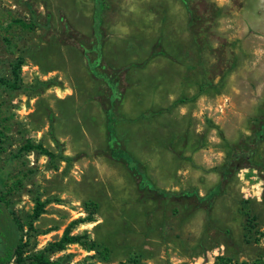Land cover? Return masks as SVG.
<instances>
[{"label": "rangeland", "instance_id": "1", "mask_svg": "<svg viewBox=\"0 0 264 264\" xmlns=\"http://www.w3.org/2000/svg\"><path fill=\"white\" fill-rule=\"evenodd\" d=\"M99 9L0 0V80L24 62L19 91L0 84L3 192L22 223L48 202L31 252L90 216L71 234L109 259L75 244L51 260L264 264V0H105L100 30Z\"/></svg>", "mask_w": 264, "mask_h": 264}, {"label": "trees", "instance_id": "2", "mask_svg": "<svg viewBox=\"0 0 264 264\" xmlns=\"http://www.w3.org/2000/svg\"><path fill=\"white\" fill-rule=\"evenodd\" d=\"M99 11L97 12L96 28L100 30L102 24L101 12L104 8L105 0H97ZM17 23L23 25L26 28L32 29L34 24L26 23L25 21L17 20ZM24 62L22 59L13 62L12 68V80L6 81L1 79L0 84L5 85L10 90L19 91L22 88L21 83V70ZM49 86V83L46 84ZM107 115V132L111 143L118 142L117 134L115 130V124L117 122V117L111 109H106ZM257 137L259 139L264 137V123L261 125V129L258 131ZM36 151L38 154L47 156L51 159H63L62 152L55 154L48 149H46L42 144H32L30 141L27 142L22 148L23 152ZM115 151L119 158L124 160L129 167L132 169L135 167L134 161L131 159L130 155L121 150ZM66 161H69L66 159ZM226 173V172H225ZM226 176V174H224ZM6 189V182L4 178L0 175V264H62L61 260H51V256L64 251L69 245H81L89 251H97L102 255L104 260L109 259V251L106 247L95 243L94 241L88 240L86 235H72L71 230L81 224H87L92 222L93 219L88 216L86 218H80L73 221L65 230L63 236L50 243L42 251L33 253L31 252L32 239H34L37 230L34 227V222L38 221L40 217L45 214V207L48 202H42L40 200L36 201V205L32 215L28 218L26 223H22L15 213L10 208V202L4 194L3 190ZM220 186L216 187L213 191L212 197L220 193ZM90 207V206H88ZM25 227L28 228L26 234H24ZM41 234H47L43 232ZM130 264H142L137 258H133Z\"/></svg>", "mask_w": 264, "mask_h": 264}]
</instances>
